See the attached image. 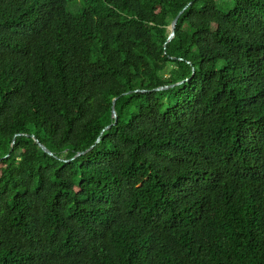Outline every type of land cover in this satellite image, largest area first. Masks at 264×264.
Wrapping results in <instances>:
<instances>
[{"label": "trees", "instance_id": "obj_1", "mask_svg": "<svg viewBox=\"0 0 264 264\" xmlns=\"http://www.w3.org/2000/svg\"><path fill=\"white\" fill-rule=\"evenodd\" d=\"M0 264H264V0H0Z\"/></svg>", "mask_w": 264, "mask_h": 264}, {"label": "water", "instance_id": "obj_2", "mask_svg": "<svg viewBox=\"0 0 264 264\" xmlns=\"http://www.w3.org/2000/svg\"><path fill=\"white\" fill-rule=\"evenodd\" d=\"M190 5H191V2H189V3L183 8V10L180 11V12L178 13V15L172 20L170 26L167 28V29H168V32H169V35H168V38H167V42H169V41L174 37V31H175V27H176L177 21H178L180 15L182 14V12H183L184 10H186ZM159 89H162V88H159ZM159 89H158V90H159ZM115 100H116V99H114V100L112 101V117H113V118L116 117V113H115V110H114V103H115ZM108 128H109V127H106L105 129H108ZM98 141H99V138H97L96 143H97ZM39 147H40V148L43 150V152L46 153L47 155H49V156L52 155V153H51L49 150H47L43 145H40ZM80 154H82V153H78V155H80Z\"/></svg>", "mask_w": 264, "mask_h": 264}, {"label": "rangeland", "instance_id": "obj_3", "mask_svg": "<svg viewBox=\"0 0 264 264\" xmlns=\"http://www.w3.org/2000/svg\"><path fill=\"white\" fill-rule=\"evenodd\" d=\"M73 5H75V3H72V2L67 5V7H66L67 12L72 13V14L76 13V12H73V10H72Z\"/></svg>", "mask_w": 264, "mask_h": 264}]
</instances>
